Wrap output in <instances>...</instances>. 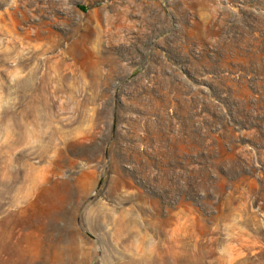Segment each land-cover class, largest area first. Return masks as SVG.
<instances>
[{
  "label": "rangeland",
  "instance_id": "374dc122",
  "mask_svg": "<svg viewBox=\"0 0 264 264\" xmlns=\"http://www.w3.org/2000/svg\"><path fill=\"white\" fill-rule=\"evenodd\" d=\"M0 264H264V0H0Z\"/></svg>",
  "mask_w": 264,
  "mask_h": 264
}]
</instances>
